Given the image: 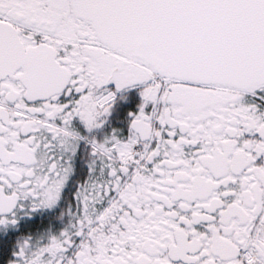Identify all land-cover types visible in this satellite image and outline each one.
I'll return each instance as SVG.
<instances>
[{"label": "snow or ice", "instance_id": "1", "mask_svg": "<svg viewBox=\"0 0 264 264\" xmlns=\"http://www.w3.org/2000/svg\"><path fill=\"white\" fill-rule=\"evenodd\" d=\"M0 264H264V0H0Z\"/></svg>", "mask_w": 264, "mask_h": 264}]
</instances>
